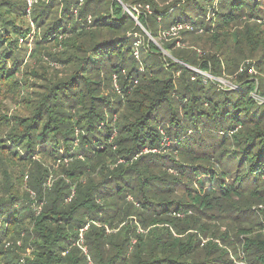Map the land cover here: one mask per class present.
I'll list each match as a JSON object with an SVG mask.
<instances>
[{"label":"trees","instance_id":"trees-1","mask_svg":"<svg viewBox=\"0 0 264 264\" xmlns=\"http://www.w3.org/2000/svg\"><path fill=\"white\" fill-rule=\"evenodd\" d=\"M32 1L0 0V264H264V0Z\"/></svg>","mask_w":264,"mask_h":264},{"label":"rangeland","instance_id":"rangeland-1","mask_svg":"<svg viewBox=\"0 0 264 264\" xmlns=\"http://www.w3.org/2000/svg\"><path fill=\"white\" fill-rule=\"evenodd\" d=\"M28 1V3H29V11H28V13H30V7H31V5H32V0H27ZM44 3H49L50 2V0H42ZM147 10H149V8L147 9ZM124 12H126V13H129V14H131V11L129 10V7L128 6H126L125 5V7H124ZM77 12L75 11V14H76ZM29 15V14H28ZM137 20V19H136ZM28 21L30 22V23H32V19L31 18H28ZM144 29V28H143ZM144 31H145V33L147 34V36H148V38H150L149 40L150 41H153L159 48H162L163 46H162V41L164 40V38H165V40H166V35H163V37L162 38H159L158 40H155L152 36H151V34H149V31H147L146 29H144ZM176 39H178V41H177V47H183V42H182V38H181V36L180 35H173ZM164 40V41H165ZM141 41L144 43V39L142 38L141 39ZM163 41V42H164ZM165 52V54L167 55V56H170V53L168 52L167 53V51H164ZM54 65V64H53ZM195 72H197V73H199V74H202L203 76H205V78H211V79H213L212 78V76L210 75V74H207V73H205V72H201L199 69H193ZM251 74H253L254 72H250ZM218 82L219 83H221L222 85H224V86H229V87H232L233 88V86L231 85V83L229 82V81H226V80H224V79H218ZM261 83H262V85H261V87L260 86H257V84H256V88L258 87V88H261L262 89V91H264V79L262 78L261 79ZM254 98L257 100V102H259L260 104H264V95H259V93H258V89H257V94H254ZM26 181H27V179H26ZM51 182H52V179H51ZM259 213V212H258ZM263 223H264V221H263Z\"/></svg>","mask_w":264,"mask_h":264},{"label":"built area","instance_id":"built-area-1","mask_svg":"<svg viewBox=\"0 0 264 264\" xmlns=\"http://www.w3.org/2000/svg\"><path fill=\"white\" fill-rule=\"evenodd\" d=\"M179 29H182V27L180 26V27H179ZM173 31H176V29H173ZM174 35H176V34H174ZM136 55H138V53H137V52H136ZM155 152H156V151H155ZM48 184H49V186H51V181H49V183H48Z\"/></svg>","mask_w":264,"mask_h":264}]
</instances>
